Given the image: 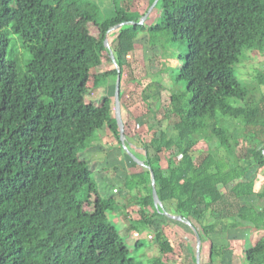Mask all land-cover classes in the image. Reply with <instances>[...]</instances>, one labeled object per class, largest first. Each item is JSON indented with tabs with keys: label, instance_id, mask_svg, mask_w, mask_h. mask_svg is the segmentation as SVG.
<instances>
[{
	"label": "trees",
	"instance_id": "1",
	"mask_svg": "<svg viewBox=\"0 0 264 264\" xmlns=\"http://www.w3.org/2000/svg\"><path fill=\"white\" fill-rule=\"evenodd\" d=\"M156 1L146 13L124 7L104 17L96 0H0V264H147L132 254L149 245L139 241L134 251L121 236L109 218L118 201L101 195L96 173L80 157L98 131L114 132L117 117L109 97L102 106L88 103L92 77L121 75L122 101L125 57L147 33L170 46L187 41L189 50L183 68L174 69L186 93L173 92L167 126L149 124L158 134L144 142L147 171L126 178L127 189L140 192L141 221L149 226L173 207L199 233L202 251L210 243L211 264L227 249L213 236L251 228L263 237L244 242L242 264H264V190L256 193L246 179L254 166L264 170V95L256 97L264 76L250 86L236 72L249 53H264V0H160L159 22L150 24V16L143 23ZM92 25L102 31L99 42ZM11 32L21 40L17 50ZM20 49L30 55L24 73ZM104 53L119 69L95 75ZM163 84L143 91L145 103L166 91ZM252 196L257 204L241 203ZM155 241L161 255L149 264H168L163 257L174 247L162 231Z\"/></svg>",
	"mask_w": 264,
	"mask_h": 264
},
{
	"label": "rangeland",
	"instance_id": "2",
	"mask_svg": "<svg viewBox=\"0 0 264 264\" xmlns=\"http://www.w3.org/2000/svg\"><path fill=\"white\" fill-rule=\"evenodd\" d=\"M96 1L100 3L104 17L114 14L115 11L124 7L129 11L146 13L151 5V0ZM183 4L184 2L181 3V5ZM155 8L152 15H150V24H157L162 17L161 8ZM150 12H152V9ZM90 29L99 42L103 36L102 31L94 25ZM10 37L13 41V48L17 50V45L21 44L20 38L13 32L10 33ZM111 39V46L117 48L118 42L114 40V44H112ZM188 50L187 41H181L170 46L168 38H158L149 33L142 35L137 40V50L125 57L124 61L127 67L123 85L124 94L120 107L124 125V141L128 142V148L119 147L120 144L114 136V132L120 136L122 135L120 122L116 117L113 121L114 132L108 127L98 131L93 141L90 142L80 156L81 160L87 161L91 169L96 173V178L101 185V195L105 198L107 196L113 197L118 201L119 206H117L115 212L109 214V218L119 229L121 236L127 240L132 249L139 241H144L149 245L148 248L132 254L134 258L146 261L147 264H149L150 259L161 255L160 247L155 241V235L160 231L169 239L175 249L174 253L163 257L168 264H197L198 244L195 230L186 223L177 222L178 220L166 214L155 216L149 221L148 226L144 221H141V216L139 215L140 206L137 197L140 196V192L130 191L126 187V178L128 176L144 173L148 169L134 159L139 164V166L136 165L132 161L131 153L139 161L146 160L144 142L149 143L153 136L158 134V132L149 131V124L153 123V120L158 119L163 121L164 126H167L169 124L167 114L170 113L173 107L171 103L173 92L179 95H185L186 93V84L177 82L180 70L174 69L183 65L181 64V58L182 56L187 57ZM17 53L20 56L21 73H24L27 71L30 55L24 50L21 51V49ZM110 58L111 56L108 53L103 54L101 64L95 70V75H104L119 69ZM236 72L242 83L244 80L251 86L258 74L264 76V53H249L246 61L239 68L237 66ZM157 81L164 83L166 91L160 97H155L148 102L150 109H152L150 112L148 104L142 98V93L152 83ZM118 82L119 78L117 76L101 82L93 76L89 84L88 103L102 106L104 99L107 97L115 101L118 92ZM261 94L264 95V86L261 87L260 93H256V97H260ZM206 147V145H201L199 150ZM150 155L154 156L155 154L150 151ZM164 156L165 153L161 155L160 165L167 169L168 164ZM195 157L199 161L203 158L201 153H196ZM246 179L254 181L256 193L264 190V170L254 166L247 173ZM241 203L252 206L257 204V200L252 196L242 199ZM165 209L171 216H178L173 207L169 206ZM130 220L135 221L133 224L134 230H129L131 226ZM262 237L263 233L246 227L230 231L224 235L213 236L214 242L227 247L223 260L214 264H242L244 242H250L255 245ZM209 251L210 243L207 242L201 252V264H211Z\"/></svg>",
	"mask_w": 264,
	"mask_h": 264
},
{
	"label": "water",
	"instance_id": "3",
	"mask_svg": "<svg viewBox=\"0 0 264 264\" xmlns=\"http://www.w3.org/2000/svg\"><path fill=\"white\" fill-rule=\"evenodd\" d=\"M160 0H157L156 2V5L159 3ZM156 5L153 6L152 8V11L154 10V8L156 7ZM150 14L151 12L148 14V16H146L143 20V23L148 19V17H150ZM107 46H110V40L107 39V42H106ZM112 57L113 59L116 61V56L114 54V52H112ZM121 74V73H120ZM121 82H122V77L120 75L119 77V82H118V92H117V96H116V116H117V119L119 120L120 122V127H121V138H122V141H124V125L122 123V115H121V107H120V95H121ZM126 147V146H125ZM132 157L134 159H136L141 165L143 166H146L145 163L143 161H139L137 158H135V156L133 154H131ZM153 185H154V188H153V193H154V199H155V204L156 206L159 208V209H164V205L163 203L160 201V199L158 198V195H157V191H156V188H155V177L153 176ZM164 213L170 217H172L173 219H176L178 221H181V222H184L186 223L187 225L189 226H192L191 222L190 221H187L185 219H183L181 216H171L168 212H165ZM196 232V236H197V264H201V252H202V240L200 238V235L199 233L195 230Z\"/></svg>",
	"mask_w": 264,
	"mask_h": 264
}]
</instances>
